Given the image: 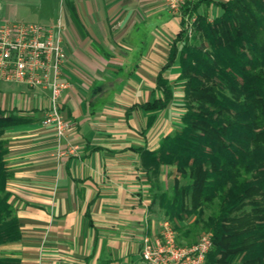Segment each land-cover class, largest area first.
Masks as SVG:
<instances>
[{
    "label": "crops",
    "instance_id": "1",
    "mask_svg": "<svg viewBox=\"0 0 264 264\" xmlns=\"http://www.w3.org/2000/svg\"><path fill=\"white\" fill-rule=\"evenodd\" d=\"M53 1L48 14L35 7L42 0H0V23L39 22L29 18L44 16L39 23L53 25L62 21L59 0ZM66 2L69 86L60 107L71 127L62 146L54 128L43 123L49 92L0 79V107L28 118L5 133L13 173L7 187L22 238L1 244L0 258L19 264H146L142 240L158 218L136 148H158L169 134L152 137L160 116L183 105L177 63L163 73L174 99L151 126L153 115L138 105L160 96L157 78L181 30V9L172 11L167 0ZM201 12L212 20L221 9L203 4ZM75 146L76 153L67 151Z\"/></svg>",
    "mask_w": 264,
    "mask_h": 264
},
{
    "label": "trees",
    "instance_id": "2",
    "mask_svg": "<svg viewBox=\"0 0 264 264\" xmlns=\"http://www.w3.org/2000/svg\"><path fill=\"white\" fill-rule=\"evenodd\" d=\"M212 3L221 12L211 20L201 7ZM180 24L158 74L160 96L138 105L154 116L151 126L174 99L163 73L177 63L182 127L156 149L136 148L151 207L158 205L186 238L195 240L201 224L212 234L206 264H264V0L187 1ZM26 122L0 107V245L22 238L7 187L13 173L5 133ZM164 166L176 168L171 191L161 184ZM208 209L213 212L206 216ZM0 264L19 261L0 258Z\"/></svg>",
    "mask_w": 264,
    "mask_h": 264
},
{
    "label": "built area",
    "instance_id": "3",
    "mask_svg": "<svg viewBox=\"0 0 264 264\" xmlns=\"http://www.w3.org/2000/svg\"><path fill=\"white\" fill-rule=\"evenodd\" d=\"M187 1L191 0H167L174 12L180 11L181 5ZM195 19H189V25ZM67 59L61 20L53 25L39 22L0 23V79L49 92L50 107L43 123L54 128L60 146L71 127L60 107L63 92L69 86L64 77ZM77 150L75 146L67 151L76 153ZM211 247L210 232L191 247L181 246L172 222L164 218L158 231L144 235L142 256L146 264H206Z\"/></svg>",
    "mask_w": 264,
    "mask_h": 264
},
{
    "label": "rangeland",
    "instance_id": "4",
    "mask_svg": "<svg viewBox=\"0 0 264 264\" xmlns=\"http://www.w3.org/2000/svg\"><path fill=\"white\" fill-rule=\"evenodd\" d=\"M67 0H59V4H60V9L58 8L57 10V14L59 18L62 19L63 23H64V17H65V13L67 11ZM54 1L53 0H42V2L40 4H36L35 7L38 8L37 11H41V9L46 8L47 9V13L48 14H53L54 12ZM170 8V7H169ZM172 10V9H171ZM180 12V11H178ZM29 20H33V21H45V17L44 16H36L33 19L29 18ZM176 90L180 89L181 87H175ZM179 109H177V111H173V113H171L170 115H161L160 119L158 120V122L155 125V130L152 136L153 138L159 139L160 137L164 136L167 133H173L176 130H179L182 127V124L180 122V118H181V114L184 112V107L183 105H181L180 107H178ZM63 112V111H62ZM64 114V113H63ZM65 119L70 123V120L64 115ZM45 119V118H44ZM71 125V123H70ZM175 179H176V168L173 167V169H169L168 171H164L162 176H161V184L164 190L167 191H171L172 187L175 183ZM149 200L151 201V194L149 196ZM153 212L155 214V216L158 218V223H157V228L155 229V231L159 230V223L161 222L162 219H169L167 216H165L163 214V211L161 210V208L158 205H154L153 206ZM212 209H208L207 210V214L206 216L210 215L212 213ZM195 216H192L189 221L188 224L192 223L195 220ZM170 220V219H169ZM171 221V220H170ZM172 222V221H171ZM173 224V222H172ZM174 226V224H173ZM203 225L201 224L199 226V228L196 230V232L193 234L195 237V240L191 237V238H186L184 235L181 234V232H177V241L179 242V244L181 246H193L194 244H197L201 238L203 236H205L208 232L205 231V229L202 227ZM194 241V242H193ZM207 259V258H206Z\"/></svg>",
    "mask_w": 264,
    "mask_h": 264
}]
</instances>
